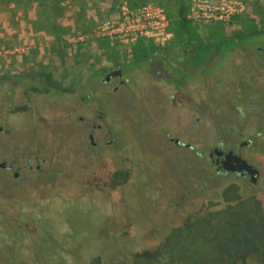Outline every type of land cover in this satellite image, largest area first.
Returning a JSON list of instances; mask_svg holds the SVG:
<instances>
[{"label":"flooded vegetation","instance_id":"obj_1","mask_svg":"<svg viewBox=\"0 0 264 264\" xmlns=\"http://www.w3.org/2000/svg\"><path fill=\"white\" fill-rule=\"evenodd\" d=\"M254 37L245 35L205 52L196 44L184 51L186 47L172 44V36L166 46L140 47L154 50L146 62L141 56L54 82L47 77L0 78V193L23 211L21 217L11 214L21 222L15 224L16 232L5 233L2 244L13 249L10 240L25 247L48 241L60 252L63 233L66 244L74 247L69 252L77 251L78 245L88 243L75 246L87 231L66 223L72 230L69 236L67 227L63 232L55 223L58 202L61 208L70 201L69 210L75 208L86 218L94 208L101 212L93 226L111 222L114 228L107 257L105 252L104 257L96 255L102 258L100 264H143L148 259L134 247L149 245L156 237L158 264H184L171 245L179 241L182 250L188 243L189 251L180 254L188 256V264H205L208 255L217 253L206 251L209 241L194 233L209 213L195 222L187 219L197 207L195 199L208 191L214 193L216 212H245V217L232 215L218 226L227 230L237 219L262 228L264 40L257 44ZM176 50L183 51L178 55ZM223 56L229 59L224 76L219 70ZM42 93L50 99L37 100ZM21 112L23 125L18 122ZM141 169L147 174L142 183ZM126 189L137 199L135 205H129ZM114 191L118 197L110 205ZM40 226L49 229L48 238L42 237ZM42 252L27 258L28 264H44L45 247Z\"/></svg>","mask_w":264,"mask_h":264},{"label":"rangeland","instance_id":"obj_2","mask_svg":"<svg viewBox=\"0 0 264 264\" xmlns=\"http://www.w3.org/2000/svg\"><path fill=\"white\" fill-rule=\"evenodd\" d=\"M11 1L13 5L19 4L18 0ZM35 1L36 0H34V3H37ZM122 1L123 0H118L114 4L115 13L112 15L113 17H110L104 21H100L88 31H92L108 20L116 19L119 16ZM128 1L132 7H141L149 3H156L164 8L170 19V27L172 26L173 28V31H171L172 36L174 37L172 44L175 46L179 45L186 47L184 51L192 49V45L196 44L201 45V49L207 52L211 48L218 47L219 45H222L228 41L241 39L245 35H264V1L261 5H258V1L251 4L249 2L250 0H238L243 3L245 9L241 14L234 16L230 21L224 23L213 22L201 24L189 20L190 26L187 31L182 30L178 26L177 10L181 4H185L188 15L190 13L193 0ZM3 3L4 0L0 4L5 6ZM31 6L32 4L30 3V7ZM18 7L22 8V5L15 6V8ZM33 7H35L36 11L34 10L35 13L32 15L34 18L31 19L26 15V17L21 18V16H23L21 15L19 19L15 18L12 22H9L5 16H3V18L1 17L0 27L3 30L1 37L2 39H5L6 42L4 43L3 41H0V51L9 48H19V51L14 52V49L9 55L0 54V78L14 76L31 80L33 78L47 77L51 82H54L55 78L60 77H81L83 74H89L90 71H105L107 68L122 66L126 62L139 59L141 56H144V62H146L150 58L154 57L155 53L154 50L151 49H142V46L159 45L147 40L146 42H136L135 44H124L122 42L111 41L109 39L77 42L76 37L80 34H83L84 32L81 33L76 30H64L60 26L63 24L62 21H58L60 25H58L57 22H50L51 24L49 25L43 20V18L48 16L49 20L52 21L51 19H53V15L45 13V11L41 12V8H38L37 4ZM188 39H192L191 45L188 44ZM259 43L260 42L257 41V44ZM181 51L183 50H176L178 55H181ZM228 65V58L225 56L220 58L219 70L220 73H222V76L227 74L226 68ZM6 89L7 87L5 86L4 90ZM47 96L49 95L42 93V95H37L36 99H50V96ZM45 106H47V104ZM19 107L21 108V106H18V109ZM16 108L17 107L15 106V109ZM23 108L24 106H22L21 109ZM44 110L47 111L46 108ZM24 116V113L21 112L18 118V122L22 125L26 123V118ZM157 168L158 166L155 165V171H157ZM140 174L139 180H141L142 183L145 181L147 174L145 171H143V169H141ZM0 192L4 191L0 189ZM125 192L127 194V200L129 199V202L131 203L129 205H135L137 199L135 200L133 192L129 191L128 189H126ZM213 194L214 193L212 191H208V195L206 197L201 196L196 198L194 203L197 205V207L190 210L187 219L189 222H195L200 218H204V216L209 213L202 223H200L199 226H196L198 229L196 228L194 233V235L197 234L196 237L199 238L205 236V242L209 241V244H206L208 249L206 251L217 253L216 257L214 255H208V261H205V264H264V225H262V228H255V225L252 226L249 223H241L239 220L235 219L232 222L230 228L227 230L224 229L223 224L222 226H218V222L232 220V215H235L238 218L241 216L245 217V212L233 211V214L224 213L222 211L216 212L218 207H214L217 204L214 203V199L212 198ZM117 197L118 192L114 191V193L110 195L109 204L112 205L113 202L116 201ZM73 202H80V200L75 199ZM10 204L11 203L7 202L0 193V205L3 207V212H0V220L2 219V222H0V259H4L3 264H8L9 259L12 260L13 258L16 260V264H25L27 262V258L32 259L33 254H37V252L43 253L42 251L44 247L45 253L48 254L52 252V250L49 249L51 247L48 244L28 245L27 243L25 247V244L19 246L16 242L10 240L13 245V249H10L7 244H2L1 238L6 239L5 233L11 232V229H15V224L21 222V220L16 221L14 218L10 217L11 214H14V212H19L20 217L23 214L21 207L15 208L14 206H10ZM59 204L60 202H58L56 210L60 212V216L55 219L57 221L55 223L62 227L58 230H63L64 232L66 227L68 229L67 224L74 222L73 225L75 228L78 230L85 229L87 231L80 235L82 239L78 240L75 246L83 243L84 240H88V243L85 245H78L77 251L74 249V252L70 253L72 248H74L72 246L73 244L71 245L68 240L66 244L65 240H63L64 235L62 233L61 243L64 246V249H61L60 252L54 250L50 256H47L44 264H74V261L71 262L73 258L75 259L76 264H100L102 258H99L96 255L104 257L102 253L105 252L106 258L108 253L106 247L108 246V242L113 240L111 230L113 231L114 228L112 225H110L111 222L107 223L103 228H99V226L95 227L93 226L95 225L94 222L101 218L100 211H97L94 208L89 212L90 218H86L78 213H75V208L69 210L72 207L70 201H65L66 206H63L65 207L64 209L63 207L59 208ZM73 205H75V203H73ZM118 214L119 213L116 212V215ZM249 214L252 216L251 213ZM249 214L247 213L246 216ZM111 215L113 214L111 213ZM118 216L116 218H118ZM3 219H9L13 222L8 223L3 221ZM90 220H93V222L91 223ZM141 221L142 222L139 223L140 225L137 227L139 230L144 226L143 220ZM88 222L92 224H90L89 229L88 225L86 226V223ZM12 223L14 228L11 226ZM108 229H110V232H107ZM40 230L42 232V237L48 238L45 235H47V231H49V229L40 226ZM16 231L17 230L15 229V232ZM70 231L72 232L71 229H68L67 231L69 236ZM11 235L14 237V239L17 238V234L14 233ZM158 241H160V237L154 238L152 242H146L149 245H144L141 243L138 245V247H134V250L137 248V251L142 254V258L145 257L148 259V261L143 264H158L159 261H157L155 257L156 254L160 252V249H156L153 246L154 243ZM190 241V244H196L194 239H191ZM165 244L166 242L164 241L162 242L161 246H165ZM187 244L184 246V250L181 248L180 241L176 245L175 242L171 244L173 245V252L179 251V257L185 259V261H182L184 264H188V256H185L186 254H183V256L180 254L181 252L186 253L189 251ZM196 245L198 246V244ZM38 247H40L42 250L37 251ZM185 249L187 251H185ZM167 253L168 250L167 252L164 251L163 257H165ZM63 257L66 258L65 262L63 261ZM152 259L155 260L151 261ZM9 264L14 263L9 261ZM26 264H28V262ZM30 264H42V262L31 261ZM190 264L192 263L190 262Z\"/></svg>","mask_w":264,"mask_h":264},{"label":"built area","instance_id":"obj_3","mask_svg":"<svg viewBox=\"0 0 264 264\" xmlns=\"http://www.w3.org/2000/svg\"><path fill=\"white\" fill-rule=\"evenodd\" d=\"M244 5L238 0H193L188 20L195 23L228 22L244 11ZM77 42L111 40L124 44H135L139 40L154 41L165 46L172 38L170 19L160 5L149 3L141 7H132L123 0L119 16L108 20L93 29L78 35ZM15 49L14 52H18ZM12 50L0 51L11 54Z\"/></svg>","mask_w":264,"mask_h":264},{"label":"crops","instance_id":"obj_4","mask_svg":"<svg viewBox=\"0 0 264 264\" xmlns=\"http://www.w3.org/2000/svg\"><path fill=\"white\" fill-rule=\"evenodd\" d=\"M116 1L118 0H36L35 2L37 3H34V0H18L19 4L13 5L11 0H4L3 4H5V6L0 4V20L3 16H5L9 22H12L15 18L19 19L21 15H23L21 18L26 16L30 19L34 18L32 15L35 13V7L33 6L37 4V7L41 8V12L45 11V13L53 15L52 21L49 20L48 16V18H43L47 24L50 25V22H57V24L60 25L58 21H62L63 24L60 26L64 30H76L82 33L87 32L100 21L113 17L112 15L115 13L114 4ZM257 1L258 5H261L264 0H250L249 2L253 4ZM2 2L3 0H0V3ZM30 3L32 4L31 7ZM18 5H22V8H15V6ZM2 33L3 30L0 27V41L5 43L6 40L1 37Z\"/></svg>","mask_w":264,"mask_h":264},{"label":"trees","instance_id":"obj_5","mask_svg":"<svg viewBox=\"0 0 264 264\" xmlns=\"http://www.w3.org/2000/svg\"><path fill=\"white\" fill-rule=\"evenodd\" d=\"M134 7V6H133ZM177 17H178V26L182 29V30H184V31H187L188 30V28H189V26H190V22H189V20L187 19V7L185 6V4H181L180 6H179V8H178V10H177ZM172 25V24H171ZM170 30L171 31H173V28H172V26L170 27ZM254 40H255V42H257V41H261V40H264V35L263 34H257V35H255V37H254ZM139 42H146V40H139L137 43H139ZM151 42H154V41H151ZM155 43V42H154ZM15 48H9V49H3V51H6V50H14ZM46 244H48V245H50V247L51 248H49V249H51L52 250V252L54 251V244H52V243H49L48 241H47V243ZM16 247V246H15ZM64 247V246H63ZM52 252H50V253H45L46 254V257L47 256H50L51 254H52ZM65 260H66V258H64L63 257V261L65 262ZM9 261L11 262V263H14V264H16L17 262H16V260L13 258L12 260H10L9 259ZM9 261H8V264H9ZM4 263V259H0V264H3Z\"/></svg>","mask_w":264,"mask_h":264},{"label":"water","instance_id":"obj_6","mask_svg":"<svg viewBox=\"0 0 264 264\" xmlns=\"http://www.w3.org/2000/svg\"><path fill=\"white\" fill-rule=\"evenodd\" d=\"M16 78H14L13 80H15Z\"/></svg>","mask_w":264,"mask_h":264}]
</instances>
